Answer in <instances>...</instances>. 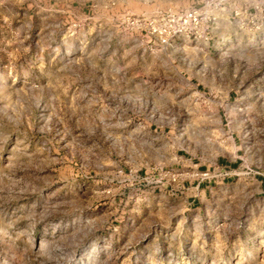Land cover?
I'll return each instance as SVG.
<instances>
[{
    "label": "rangeland",
    "instance_id": "rangeland-1",
    "mask_svg": "<svg viewBox=\"0 0 264 264\" xmlns=\"http://www.w3.org/2000/svg\"><path fill=\"white\" fill-rule=\"evenodd\" d=\"M198 2L0 0V264H264V23L127 26Z\"/></svg>",
    "mask_w": 264,
    "mask_h": 264
},
{
    "label": "built area",
    "instance_id": "built-area-1",
    "mask_svg": "<svg viewBox=\"0 0 264 264\" xmlns=\"http://www.w3.org/2000/svg\"><path fill=\"white\" fill-rule=\"evenodd\" d=\"M226 9H231L232 20L242 29L257 31L264 23V0H200L189 8L159 12L151 18L128 17L127 26L144 32L147 42L163 49L177 39H205L216 14Z\"/></svg>",
    "mask_w": 264,
    "mask_h": 264
},
{
    "label": "crops",
    "instance_id": "crops-1",
    "mask_svg": "<svg viewBox=\"0 0 264 264\" xmlns=\"http://www.w3.org/2000/svg\"><path fill=\"white\" fill-rule=\"evenodd\" d=\"M234 25L235 22L232 20V14L231 9H226L223 12H219L216 14V22L212 24L207 32V35L205 37V40L208 39V34L210 33V30L213 29L214 26L220 27V26H228V25Z\"/></svg>",
    "mask_w": 264,
    "mask_h": 264
}]
</instances>
